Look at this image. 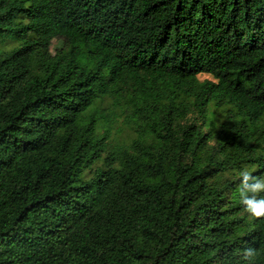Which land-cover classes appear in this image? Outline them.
I'll use <instances>...</instances> for the list:
<instances>
[{
    "label": "trees",
    "instance_id": "16d2710c",
    "mask_svg": "<svg viewBox=\"0 0 264 264\" xmlns=\"http://www.w3.org/2000/svg\"><path fill=\"white\" fill-rule=\"evenodd\" d=\"M241 168L264 0H0V264H264Z\"/></svg>",
    "mask_w": 264,
    "mask_h": 264
},
{
    "label": "clouds",
    "instance_id": "9594fccd",
    "mask_svg": "<svg viewBox=\"0 0 264 264\" xmlns=\"http://www.w3.org/2000/svg\"><path fill=\"white\" fill-rule=\"evenodd\" d=\"M238 177L236 196L243 211L253 218L264 217V174L253 175L248 168H241Z\"/></svg>",
    "mask_w": 264,
    "mask_h": 264
},
{
    "label": "rangeland",
    "instance_id": "374dc122",
    "mask_svg": "<svg viewBox=\"0 0 264 264\" xmlns=\"http://www.w3.org/2000/svg\"><path fill=\"white\" fill-rule=\"evenodd\" d=\"M61 40H53L51 45V53L55 54V51L62 46ZM13 44L7 45L6 47H11ZM199 79L205 80L210 79V77L206 75H201ZM132 138H134L133 132L124 124L123 119L114 120L113 128L111 130V146H121V145H128L130 144ZM101 167L100 163H97L96 165L92 166L90 170L85 172V176L87 178L92 177L98 170V168Z\"/></svg>",
    "mask_w": 264,
    "mask_h": 264
}]
</instances>
